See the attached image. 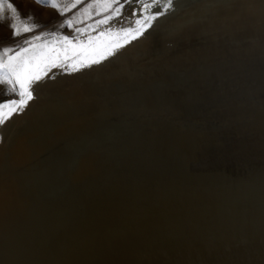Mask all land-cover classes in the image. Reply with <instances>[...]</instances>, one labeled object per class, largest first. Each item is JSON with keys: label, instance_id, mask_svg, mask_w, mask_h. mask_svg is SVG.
I'll list each match as a JSON object with an SVG mask.
<instances>
[{"label": "rangeland", "instance_id": "374dc122", "mask_svg": "<svg viewBox=\"0 0 264 264\" xmlns=\"http://www.w3.org/2000/svg\"><path fill=\"white\" fill-rule=\"evenodd\" d=\"M53 2L62 8L71 0H6L0 13V53L23 47L25 36L32 39L48 33L79 43L92 38L95 27L102 24L105 9L99 0H81L63 13ZM7 3L13 4L25 23L36 26L33 32L13 35L9 27L13 13ZM172 3L174 7L143 35L123 44L102 63L73 71L65 65L85 58L60 61L61 68H52L34 84V98L20 115L5 116L0 125V179L6 172L14 178L8 175L0 180V187L19 176L14 187L21 195L11 213L5 214L9 220L0 223V264L50 263L62 238L67 240L82 226L87 232L94 228L97 214L84 209L98 201L102 212L123 196L128 199L120 200L122 212L105 213L109 215L103 220L108 226L124 224L126 231H116L94 264L126 260L129 254L143 258L140 264H151L159 253L194 248V244L198 254L194 251L191 259L177 252L183 264L264 263V0ZM85 8L89 12L82 15ZM68 19L73 20L71 27L65 26ZM130 19L135 17L123 19L126 25L122 26L127 27ZM113 21L110 28L98 32L104 44L95 40L96 45L88 44L83 54L89 59L106 54L116 40L123 43V35L116 34L121 24ZM71 78L83 79L78 84L83 90L47 106L59 99L55 90L46 92L47 88L69 87L75 81ZM12 98L17 97L11 85L0 82V103ZM36 107H41L38 113ZM24 114L27 120H22ZM19 138L26 139L24 146H32L27 147L32 155L28 162L13 166L6 153ZM226 194L235 200L239 195L240 203L233 199L226 203L212 230L185 232L204 209V200L210 199L213 205L217 195ZM136 195L139 198L132 201ZM137 229L141 235L149 232L148 237L160 231L167 240L153 243L154 248L149 240L153 235L141 250L116 254L117 246ZM251 244L260 245L259 250L254 251Z\"/></svg>", "mask_w": 264, "mask_h": 264}, {"label": "bare ground", "instance_id": "6f19581e", "mask_svg": "<svg viewBox=\"0 0 264 264\" xmlns=\"http://www.w3.org/2000/svg\"><path fill=\"white\" fill-rule=\"evenodd\" d=\"M243 2V1H242ZM245 2V1H244ZM247 6V5H246ZM234 8V7H233ZM232 9V8H231ZM244 9V8H243ZM150 10H155V9H150ZM256 10V9H255ZM247 11H249V10H247ZM251 11V10H250ZM253 11V10H252ZM235 12V11H234ZM241 12V11H240ZM239 12V13H240ZM243 12H244V10H243ZM228 13H230V12H228ZM233 13V12H232ZM246 13V12H245ZM252 13V12H251ZM258 13V12H257ZM147 13H145V15H146ZM219 14H221V13H219ZM254 14H255V12H254ZM245 15V14H244ZM221 16H222V14H221ZM225 17H226V15H224ZM224 16H223V18H224ZM239 16V15H238ZM237 16V17H238ZM246 16V15H245ZM228 17V16H227ZM226 17V18H227ZM229 17H231V16H229ZM141 19L143 18L142 16L140 17ZM239 18H242V17H239ZM245 18V17H244ZM127 19V18H126ZM229 19H232V18H229ZM234 19V18H233ZM238 19V18H237ZM240 21V20H239ZM112 23L114 22V21H111ZM110 22V23H111ZM122 24H125V22L124 23H122ZM126 25V24H125ZM124 25V26H125ZM105 26L107 27V25H105V24H100V25H98L97 27H95V30H94V34H93V37L92 38H90L89 40H84V41H82V42H79V43H72V44H69V45H64V42L61 40L58 44H56V45H54V47L57 49V53L59 54V59H60V61H63V60H66V59H69V58H73V57H75V60L76 59H80V58H85V57H87L86 55H84L83 54V52L86 50H88V48L90 47V46H88V44L90 43V42H92V41H96L97 42V44L98 45H102V44H104L105 42H106V40H101L100 38L101 37H99L100 35H98V32H99V30H102L103 29V27L105 28ZM108 28V27H107ZM106 29V28H105ZM105 35V34H104ZM109 35V34H108ZM49 38V37H48ZM104 38V37H103ZM50 40H54L55 39V37L53 36V37H50L49 38ZM49 39H47V40H49ZM116 39H119V38H116ZM47 40H45L43 43H44V45H45V47H44V51L45 52H47L49 55H51V56H53V58H55V54H53V53H51L50 52V49H51V47H53V45H48L47 44ZM95 41L93 42L94 44H95ZM116 41H120V39L119 40H116ZM115 42V41H114ZM42 42H38V43H36L37 45H40ZM122 43V42H121ZM92 44V43H91ZM90 44V45H91ZM109 44H111V43H109ZM115 44V43H114ZM96 45V44H95ZM106 45H107V43H106ZM109 46V45H108ZM62 47H66L67 48V57H65V55H64V52L63 51H61V48ZM105 48V47H104ZM90 49H92V48H90ZM95 49H96V47H95ZM103 50V49H102ZM106 50V49H105ZM104 50V51H105ZM35 51L36 52H39L40 51V49L39 48H37V49H35ZM85 53V52H84ZM101 53V52H100ZM100 53H98V54H100ZM31 54V51H30V53H29V55ZM83 54V55H82ZM102 54V53H101ZM81 56H83V57H81ZM88 57H89V55H88ZM73 60V59H72ZM71 60V61H72ZM62 63V62H61ZM62 66V65H61ZM61 68V67H60ZM65 68V67H64ZM75 76V75H74ZM72 77V76H71ZM82 77H84V76H82ZM66 78V77H65ZM85 78V77H84ZM72 79V78H71ZM75 79H76V77H75ZM75 79H72V81L73 80H75ZM66 80V79H65ZM68 80H70V79H68ZM71 81V80H70ZM68 82V83H70L71 84V82ZM60 82V81H59ZM63 82V81H62ZM62 82H61V84H62ZM65 82V81H64ZM83 82V79H78V80H75V81H73L72 82V85L71 86H69V87H58V88H54L53 86H51L50 88H47V86L45 87V88H47V90H46V92L48 91L49 92V90H55L54 92H56V94H54L55 95V98H56V95H57V98L59 97V99L57 100V99H53V102L52 101H50L51 103H49V104H47V106H49V105H52L53 103H54V101H57L56 103H58V101L61 99V101H62V99H65V97H67V96H69V98L70 97H72V96H74V95H76V94H78V91H79V93H80V90H83V89H81V88H79L80 86H78V84L79 83H82ZM67 83V84H68ZM57 84H59L60 85V83H57ZM54 85V84H53ZM55 85H56V83H55ZM54 85V86H55ZM64 85V84H63ZM62 85V86H63ZM50 86V85H49ZM81 86H82V84H81ZM44 88V89H45ZM51 92V91H50ZM53 93V92H52ZM52 93H51V95H52ZM50 94V93H49ZM54 98V97H53ZM8 100V99H7ZM48 100V99H47ZM46 100V101H47ZM70 100V99H69ZM61 101H59V102H61ZM66 102V101H65ZM68 103V102H67ZM37 104V103H36ZM40 104V103H39ZM38 104V105H39ZM42 104V103H41ZM35 105V104H34ZM45 105V104H44ZM43 105V106H44ZM70 105V104H69ZM31 108V107H30ZM41 107H36L35 109H36V111L38 110V109H40ZM43 108V107H42ZM33 109V108H32ZM48 109V108H47ZM4 112L6 113L7 112V109H4ZM29 113H30V110H29ZM37 113H38V111H37ZM18 115H20V114H18ZM25 115V114H24ZM24 115H23V117H24ZM104 115V114H103ZM27 116H29V114H27ZM38 117H39V114L37 115ZM36 116V117H37ZM21 117H22V115H21ZM25 117H26V115H25ZM33 118H35V117H33ZM14 119H16V118H14ZM17 119H19V121H20V119L21 118H17ZM16 119V120H17ZM27 120V117L26 118H22V120ZM28 119H29V117H28ZM31 119V118H30ZM19 121L17 122V123H19ZM21 122V121H20ZM26 122H29V121H26ZM25 122V123H26ZM31 122V121H30ZM37 122V121H36ZM15 123V122H14ZM13 123V124H14ZM69 123V122H68ZM16 124V123H15ZM23 124V123H22ZM21 124V125H22ZM29 124V123H28ZM85 124V123H84ZM9 125V124H8ZM12 125V124H11ZM24 125V124H23ZM83 125V124H82ZM18 126V125H17ZM84 126V125H83ZM9 128H11V127H9ZM32 128V127H31ZM75 128V127H74ZM21 129H23L22 127H21ZM28 129V128H27ZM76 129V128H75ZM35 130V129H34ZM10 131V130H9ZM18 131V130H17ZM31 131V130H30ZM29 131V132H30ZM13 133V132H12ZM61 134V133H60ZM15 135V134H14ZM17 135H19L20 136V134H17ZM13 136V135H12ZM16 136V135H15ZM28 136V135H27ZM6 137H7V135H6ZM9 137H11V135L9 136ZM14 137V136H13ZM18 137V136H17ZM34 137V136H33ZM15 138V137H14ZM15 139H17V138H15ZM24 138H22V139H20L19 138V140H17V142H15V144H14V146H13V148L12 147H10L9 149H10V151H8L9 153H6V156H8V160H10V162L9 163H11L13 166H18V165H20V164H23V163H25V162H28V159L30 158V153H31V155H32V152H30L29 153V151H30V149L28 150V148H30V147H32V146H27L26 147V144H25V146L23 145L24 143L23 142H25L26 141V139H25V141L23 140ZM12 140V139H11ZM5 141V140H4ZM10 141V140H9ZM12 142H14V139H13V141ZM12 142H7L6 144L9 146V144L10 143H12ZM35 143V142H34ZM6 144H4L5 146H7ZM13 145V144H12ZM12 145H10V146H12ZM29 145H30V143H29ZM32 145V144H31ZM3 146V145H2ZM34 146H36L35 144H34ZM34 149H36L35 147H33ZM3 149H5L4 147H3ZM31 150H33V149H31ZM2 152H7V148H6V151H2ZM3 156H4V154H2ZM6 158V157H5ZM36 158V157H35ZM4 159V158H3ZM2 159V160H3ZM7 159V158H6ZM30 160V159H29ZM5 164H6V162H5ZM4 164V166L5 167H7L6 165ZM10 164V165H11ZM9 165V164H8ZM90 165V164H89ZM3 166V163H2V165H1V167ZM12 166V167H13ZM23 166V165H22ZM36 166V165H35ZM9 167V166H8ZM11 167V166H10ZM9 167V168H10ZM11 167V168H12ZM3 168V167H2ZM21 168V167H20ZM29 169V168H28ZM5 170V169H4ZM92 170V169H91ZM17 171V170H16ZM2 172H3V170H2ZM6 172V171H5ZM9 173V172H8ZM7 172H6V174H5V176L7 175H9V174H11V173H9L8 174ZM100 173V172H99ZM1 174V173H0ZM110 174V173H109ZM97 175V174H96ZM105 175V174H104ZM6 176V177H7ZM15 176V175H14ZM0 177H2V176H0ZM6 177H4V179H6ZM10 175H9V179H10ZM18 178H19V176H17ZM28 177V176H27ZM107 177V176H106ZM14 178V177H13ZM13 178H11L10 180H12ZM17 178V179H18ZM4 179H0L1 181L2 180H4ZM16 179V180H17ZM108 179V178H107ZM16 180L15 181H11V182H13V183H8V184H5V183H3L4 185H2L1 187H0V223L4 220V218L6 219V217H5V214H6V216H7V212H10L11 213V210L12 209H14V207L15 206H13L12 204H15V203H19L18 201H20V195L21 194H19L20 192H21V190H20V192L19 191H17V190H15V188H16V186L14 187V185H15V183H16V185H17V182H16ZM1 181H0V184H1ZM6 181V183L7 182H9V181H7V180H5ZM17 181H19V180H17ZM101 181V180H100ZM3 182V181H2ZM82 184V183H81ZM18 185H19V183H18ZM98 185V184H97ZM20 186H21V184H20ZM88 187V186H87ZM17 188H18V186H17ZM95 188V187H94ZM225 188V187H224ZM19 189V188H18ZM11 190V191H10ZM263 190V189H262ZM48 191V190H47ZM99 191V190H98ZM222 191H223V188H222ZM19 192V193H18ZM52 192V191H51ZM113 192V191H112ZM263 192V191H262ZM261 192V193H262ZM224 193V192H223ZM233 193V192H232ZM41 194V193H40ZM133 194H135L134 192H133ZM217 194V193H216ZM225 194V193H224ZM228 194H229V192H228ZM236 195H237V193H235ZM260 194V193H259ZM36 195V194H35ZM50 195V194H49ZM138 195V194H137ZM136 195V197L135 196H133V197H131V200L132 201H134V200H137V198H139V196H137ZM219 195V194H218ZM217 195V196H218ZM221 195H222V193H221ZM241 195H243V194H241ZM258 195V194H257ZM262 195H263V193H262ZM23 196H25V195H23ZM29 196V195H28ZM43 196V195H42ZM215 196V195H214ZM217 196H216V199H217V201L213 204V205H211V203L209 202L210 201V199H207V200H204L203 201V205H204V209L201 211V212H199L198 214H197V216L196 217H194V218H192L191 219V222H192V224H190V226H191V228L190 229H186L185 230V232H189V231H192L193 233L194 232H204V230H206V228L208 227V228H210V227H212V225L211 224H213V222H215L214 220H217L215 217H221L220 215H222L223 214V211L225 210V207H224V205L226 204V203H228V202H232L233 200H235L234 198H236V197H234V198H231V197H233V196H229V195H223L222 197H218L217 198ZM261 196V195H260ZM52 197V196H51ZM44 198V197H43ZM264 198V197H263ZM38 199V198H37ZM97 199V198H96ZM121 199H124L125 201L128 199L127 198V196H123V198L121 197V198H119L118 200H116V201H114L113 203H108L107 205H106V208L104 209V211H102V212H100V210H98L99 209V207H100V203L97 201V204L96 205H94L96 202H94V203H92L89 207H87L86 209H84V210H86V212H93V213H96L97 215H94V217L96 218V220H98L97 221V223L96 224H94L95 226H93L94 228H91V231H89L88 230V232H87V230H85V228H84V226H82V227H80V228H78V229H76L75 230V232L72 234V236L70 237V238H68L67 240H66V238H62V241H61V244H58L57 245V249H56V251H54L55 253V255H53L51 258H49V259H51V262L50 263H48V264H94V261H95V259H96V255H97V253L105 246V244H106V242L108 241V240H110V238L111 237H113V235L114 234H116L117 232L116 231H120V230H123V232L124 231H126L125 229H123V226H124V224H118L116 227H115V225H109L108 226V224H106V225H104L105 224V222H104V220L103 219H107V216L109 215V214H111V212L112 213H115V212H118V213H120V212H122L121 211V206H120V200ZM215 199V198H214ZM233 199V200H232ZM238 199H239V195H238ZM235 200V201H237V203H240V200ZM27 200V199H26ZM105 201H108V200H105ZM31 202H32V200H31ZM106 203V202H105ZM215 205V207H213ZM229 205V204H228ZM232 206V205H231ZM20 207V206H19ZM120 207V208H119ZM22 208V207H21ZM103 208V207H102ZM232 208V207H231ZM237 209H239V208H237ZM98 210V211H97ZM95 211H97V212H95ZM227 211V210H226ZM229 211V210H228ZM231 211V210H230ZM16 212V211H15ZM22 212V211H21ZM9 213V214H10ZM105 213H109L108 215H105ZM13 214V213H12ZM237 215V214H236ZM9 216V215H8ZM10 216L11 217H13L11 214H10ZM223 216V215H222ZM231 216V215H230ZM233 216V215H232ZM110 217V216H109ZM228 217V216H227ZM226 217V218H227ZM6 220H9V219H6ZM220 220H221V218H220ZM219 220V221H220ZM10 221H11V219H10ZM91 221V220H90ZM129 221V220H128ZM210 221H212V223H210ZM218 221V220H217ZM5 222V221H4ZM6 223H7V221H6ZM91 223V222H90ZM216 223V222H215ZM88 224V223H87ZM128 225H129V222L127 223ZM146 224V223H145ZM219 224H221V223H219ZM226 224V223H225ZM86 225V224H85ZM149 225V224H148ZM261 225H262V223H261ZM215 226H217V225H215ZM214 226V227H215ZM235 226V225H234ZM149 228V227H148ZM230 228H232V227H230ZM92 229H94L93 231H92ZM211 229V228H210ZM209 229V230H210ZM233 229V228H232ZM212 230V229H211ZM141 230H139V229H137V231H135V233H133L132 235H129V236H127V241H123V242H121V244H119L117 247H119L118 248V250H124V251H121V252H119L118 250H117V253L116 254H119V256H121V254L122 253H124L125 251H129L130 249L132 250V251H136V250H141V247L142 246H147V244H148V241L150 240V242H151V244L153 245V243L155 244V243H158V242H161V241H165V239H166V236H161V235H159L160 234V231H156V232H153V233H151L150 235H149V237L147 236L148 235V233L149 232H143L142 234H146V235H141V232H140ZM232 231H234V229L232 230ZM185 232H183V234H185ZM191 232V233H192ZM220 232V231H219ZM221 233V232H220ZM190 234V233H189ZM198 234V233H197ZM153 235H155L153 238H151V239H149L148 240V238H150V237H152ZM199 235V234H198ZM194 236H196L197 237V235H194ZM257 236H260V235H258L257 234ZM180 237V236H179ZM199 237V236H198ZM201 237V236H200ZM253 237H254V235H253ZM257 238V237H256ZM255 238V239H256ZM188 239H190V236L188 237ZM225 239V238H224ZM223 239V240H224ZM240 239V238H239ZM261 239H263V238H261ZM261 239H260V241H261ZM145 240V241H144ZM156 240V241H155ZM167 240V239H166ZM204 240V239H203ZM217 240V239H216ZM257 240V239H256ZM147 241V242H146ZM187 241V240H186ZM232 241H233V239H232ZM252 241H253V239H252ZM259 241V242H260ZM262 241H264V240H262ZM189 242V241H188ZM205 242V241H204ZM226 242V241H225ZM189 243H191V242H189ZM194 243V242H193ZM210 243V242H209ZM214 243V242H213ZM218 243H220V242H218ZM230 243V242H229ZM233 243V242H232ZM253 243H256V242H254L253 241ZM166 244V243H165ZM204 244H206V243H204ZM203 244V245H204ZM216 244V243H215ZM259 244V243H258ZM195 245L196 244H194V248H190V249H186V250H181V247H180V250H178V251H172V252H168V253H163V254H161V253H159V254H157V258H155V256H154V258H152L151 259V261H150V263L151 264H159V263H164L163 262V260H165V259H171V258H174V262L175 261H177L175 264H183L184 262H181L184 258H181L180 256L181 255H179V253H182V252H184L185 253V259L187 258V259H191L190 257L192 256V254H193V252L195 251H197L198 252V249H197V246L195 247ZM220 245V244H219ZM252 245V244H251ZM255 244H253L252 245V247L254 246ZM261 245H264V244H262L261 243ZM154 246V245H153ZM163 246V245H162ZM187 246H189V245H187ZM192 246H193V244H192ZM205 246V245H204ZM223 246V245H222ZM236 246V245H235ZM257 246H259L260 247V245H257ZM256 245L254 246L255 248H253V250L254 249H257V250H259L258 248H256L257 247ZM156 246H154V248H155ZM164 247V246H163ZM168 247V246H167ZM200 247H202V246H200ZM206 247H207V245H206ZM213 247H216V246H214L213 245ZM243 247V246H242ZM264 247V246H263ZM262 247V249H264ZM159 247L157 246V249H158ZM186 248V247H185ZM197 249V250H194V249ZM244 248V247H243ZM242 248V249H243ZM247 248H249V247H247ZM59 249H61V250H59ZM162 249V248H161ZM178 249V248H177ZM183 249V248H182ZM203 249H204V247H203ZM252 249V248H251ZM52 250V249H51ZM202 250V249H201ZM214 250V249H213ZM252 250V251H253ZM113 251V250H112ZM115 251H116V249H115ZM114 251V252H115ZM159 251V250H158ZM215 251V250H214ZM222 251V250H221ZM255 251V250H254ZM262 251L263 250H261V253H262ZM130 252V251H129ZM141 252V251H140ZM177 252H179V253H177ZM196 252V254H198ZM249 252H250V249H249ZM131 253V252H130ZM156 253H158L157 251H156ZM202 253H203V251H202ZM253 254H254V252H252ZM251 253V254H252ZM257 252H255V254H256ZM260 253V254H261ZM115 254V253H114ZM113 254V255H114ZM127 254V253H126ZM136 253H134V255H135ZM171 256H170V255ZM205 254H206V252H205ZM225 254V253H224ZM246 254H247V252H246ZM51 255V254H50ZM113 255L111 256V257H113ZM130 255V254H129ZM129 255H125V259L126 260H120L121 259V257H120V261H116V262H112L111 263V261L110 262H108V261H106V262H103V263H101V264H140V263H142V261H143V258H138L137 256H135V258L133 259V258H130V257H133V256H130V257H127V256H129ZM137 255H138V252H137ZM139 255H140V253H139ZM138 255V256H139ZM256 255H259V253L258 254H256ZM262 255V254H261ZM115 256V255H114ZM195 256V255H194ZM228 256H231V255H228ZM236 256V255H235ZM249 256H250V253H249ZM110 257V258H111ZM137 257V258H136ZM219 257V256H218ZM251 257H252V255H251ZM257 257V256H256ZM260 257H262V256H260ZM259 257V258H260ZM113 258H115V257H113ZM127 258H130L129 260H127ZM195 258L196 257H194V260H195ZM198 258H200V257H198ZM223 258V257H222ZM254 258V257H253ZM252 258V259H253ZM258 258V257H257ZM117 259H118V257H117ZM211 259V258H210ZM109 260V259H108ZM111 260V259H110ZM197 260H199V259H197ZM204 260V259H203ZM248 260V259H247ZM250 260V259H249ZM264 260V259H263ZM187 261V260H186ZM193 261V260H192ZM201 261V260H200ZM223 261H224V259H223ZM230 261V260H229ZM233 261V260H232ZM251 261V260H250ZM254 261H256V260H254ZM191 262V261H190ZM196 262H198V261H195L194 263H196ZM215 262V261H214ZM252 262V261H251ZM260 262H263L262 260L260 261ZM165 263H166V261H165ZM164 263V264H165ZM193 263V262H192ZM199 263V262H198ZM246 263H247V261H246ZM255 263V262H254ZM253 263V264H254ZM258 263V262H257ZM191 264V263H190ZM208 264V263H207ZM216 264V263H215ZM235 264H236V262H235ZM244 264H245V262H244ZM262 264H264V263H262Z\"/></svg>", "mask_w": 264, "mask_h": 264}, {"label": "snow or ice", "instance_id": "6c2138e0", "mask_svg": "<svg viewBox=\"0 0 264 264\" xmlns=\"http://www.w3.org/2000/svg\"><path fill=\"white\" fill-rule=\"evenodd\" d=\"M5 2L6 0H0V13L3 12ZM37 2H41V0H37ZM80 3L81 0H71L70 3L63 4L62 8L55 2L52 3V6L54 8H60L63 13L64 11L76 8ZM99 4L105 9L104 18L99 23L105 24L109 28L111 27L110 22L113 20L121 24L116 34L123 35V43L116 41L115 46H110V51H107L106 54L90 59L85 57L84 60H80L78 63L66 64V68H71L73 71H81L84 68H91L93 65L102 63L103 59H107L110 55H115L118 48L122 47L123 44L143 35L159 16L167 14L174 7L172 0H163L162 6L161 0H99ZM137 5L139 6L138 8L136 7ZM126 6L127 11H125ZM92 7H96V5ZM7 8L13 13L9 21V27L13 31L14 36H21L35 30L36 26L25 23L12 3H7ZM88 12L89 9L85 8L82 15H86ZM145 13L147 14L145 15ZM141 16L143 17L142 19L140 18ZM131 17H135V19H130L129 25L123 27V19ZM16 21L19 23H16ZM133 24L135 25L134 27ZM72 25L73 20L68 19L65 26L71 27ZM52 35V33L46 34L45 37L36 35L32 39L25 36L23 47L16 50L5 48L0 53V82L11 85L12 94L14 97H17L0 103V125L5 123V116L11 118L12 115L22 112L34 98V84L38 83L44 76H47L52 68L60 67L59 54L54 45L58 44L61 40L65 46L72 44L74 38L70 39L68 36H60L57 33L54 40H47L48 45H53L50 49V52L55 54V58H53V56L43 50L45 47L43 42L46 40V37H51ZM36 41H41L42 43L37 45L35 43ZM37 48L40 49L39 52L35 51ZM30 51L31 54L29 55ZM61 51L67 57V48L62 47ZM4 109H7V113L4 112Z\"/></svg>", "mask_w": 264, "mask_h": 264}]
</instances>
